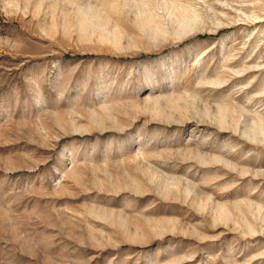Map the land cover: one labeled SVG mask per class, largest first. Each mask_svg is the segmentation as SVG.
<instances>
[{"label": "rangeland", "instance_id": "1", "mask_svg": "<svg viewBox=\"0 0 264 264\" xmlns=\"http://www.w3.org/2000/svg\"><path fill=\"white\" fill-rule=\"evenodd\" d=\"M0 264H264V0H0Z\"/></svg>", "mask_w": 264, "mask_h": 264}]
</instances>
